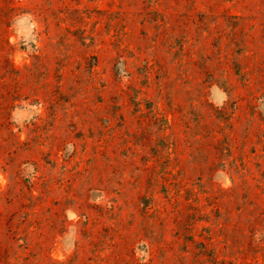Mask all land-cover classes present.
Returning <instances> with one entry per match:
<instances>
[{"label":"rangeland","instance_id":"rangeland-1","mask_svg":"<svg viewBox=\"0 0 264 264\" xmlns=\"http://www.w3.org/2000/svg\"><path fill=\"white\" fill-rule=\"evenodd\" d=\"M0 264H264V0H0Z\"/></svg>","mask_w":264,"mask_h":264}]
</instances>
